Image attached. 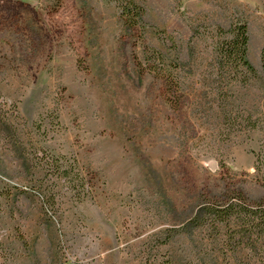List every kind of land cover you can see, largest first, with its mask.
<instances>
[{"label": "rangeland", "instance_id": "374dc122", "mask_svg": "<svg viewBox=\"0 0 264 264\" xmlns=\"http://www.w3.org/2000/svg\"><path fill=\"white\" fill-rule=\"evenodd\" d=\"M136 1L0 0V264H259L185 224L264 196V0ZM242 22L257 77L218 65Z\"/></svg>", "mask_w": 264, "mask_h": 264}, {"label": "trees", "instance_id": "16d2710c", "mask_svg": "<svg viewBox=\"0 0 264 264\" xmlns=\"http://www.w3.org/2000/svg\"><path fill=\"white\" fill-rule=\"evenodd\" d=\"M116 2L120 17L128 29H134L143 22L145 9L136 0H116ZM221 32L225 37L218 46L219 67L244 77L247 74L257 77V71L247 58L249 41L247 24L237 23L229 30H221ZM260 62L264 74V46L260 51ZM166 79L172 80L170 76ZM258 165L256 170L263 175L264 180V157ZM185 226L208 228L214 232L215 238L221 234L227 237V248L233 256L243 255L246 252L247 255H254L259 264H264V196L253 203L248 202L241 192L220 201L206 200L197 207L193 217ZM172 232L180 234L179 231L172 230ZM155 264H190V262L169 257Z\"/></svg>", "mask_w": 264, "mask_h": 264}]
</instances>
